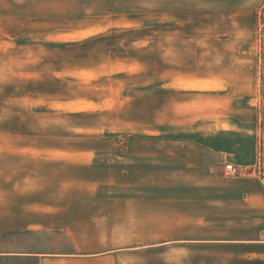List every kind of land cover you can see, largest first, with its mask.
I'll list each match as a JSON object with an SVG mask.
<instances>
[{
	"label": "crops",
	"instance_id": "crops-1",
	"mask_svg": "<svg viewBox=\"0 0 264 264\" xmlns=\"http://www.w3.org/2000/svg\"><path fill=\"white\" fill-rule=\"evenodd\" d=\"M219 2L201 55L161 65L173 110L132 108L125 141H0V264H264L261 0Z\"/></svg>",
	"mask_w": 264,
	"mask_h": 264
},
{
	"label": "rangeland",
	"instance_id": "rangeland-1",
	"mask_svg": "<svg viewBox=\"0 0 264 264\" xmlns=\"http://www.w3.org/2000/svg\"><path fill=\"white\" fill-rule=\"evenodd\" d=\"M219 1L0 0V128L29 132L0 141H125L127 121L141 120L126 113L158 108L161 65L201 55ZM162 94L173 110L174 93Z\"/></svg>",
	"mask_w": 264,
	"mask_h": 264
},
{
	"label": "built area",
	"instance_id": "built-area-1",
	"mask_svg": "<svg viewBox=\"0 0 264 264\" xmlns=\"http://www.w3.org/2000/svg\"><path fill=\"white\" fill-rule=\"evenodd\" d=\"M226 170L231 173H237L241 171L240 166L235 165L233 162H229L225 166ZM253 172L259 175L261 178H264V167L262 164L261 154H259L256 165L254 166Z\"/></svg>",
	"mask_w": 264,
	"mask_h": 264
}]
</instances>
